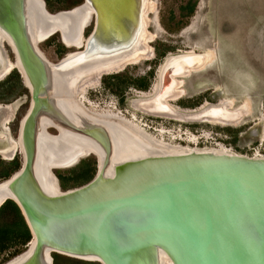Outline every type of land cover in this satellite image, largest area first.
<instances>
[{
    "label": "water",
    "instance_id": "1",
    "mask_svg": "<svg viewBox=\"0 0 264 264\" xmlns=\"http://www.w3.org/2000/svg\"><path fill=\"white\" fill-rule=\"evenodd\" d=\"M38 1L0 0V28L32 94L21 121L24 162L0 188V201L5 191L7 200L15 197L35 238L15 264H55L54 253L101 264H162L163 254L173 264H264V156L145 154L144 143L122 129L73 116L89 118L74 97L79 75L113 68L143 47L145 0H84L93 29L81 49L58 62L45 57L36 38ZM43 3L37 14L49 34L59 33L64 43L71 35L80 39L84 25L73 34L74 9L51 12ZM174 69L164 74L159 96L171 87ZM47 123L60 141L75 136L89 143L97 159L92 180L62 193L46 187L44 169L59 182L40 157V139L57 140Z\"/></svg>",
    "mask_w": 264,
    "mask_h": 264
},
{
    "label": "rangeland",
    "instance_id": "2",
    "mask_svg": "<svg viewBox=\"0 0 264 264\" xmlns=\"http://www.w3.org/2000/svg\"><path fill=\"white\" fill-rule=\"evenodd\" d=\"M84 0H46L51 12L69 9ZM155 4L148 13L147 30L153 35L150 45L153 56L139 63L126 66L118 72L103 75L99 86L89 89L88 107L97 112L112 111L134 120L145 131L167 142L191 144L189 137L196 135L199 146H216L225 134L224 143L240 154H252L253 147L264 148V0H152ZM195 2L193 12L191 3ZM87 27L85 37L92 29ZM40 49L52 62H58L70 51L62 43L59 34L41 42ZM8 58L12 53L6 45ZM166 50L165 56L158 51ZM214 51V58L203 70L184 78V92L174 104L182 108H199L202 105L233 100L239 107L249 101L251 111L235 126L200 121H178L166 116H155L138 111L132 99L139 95H151L158 87L161 65L170 54L186 51ZM16 69V70H15ZM0 80V104H17V111L8 126L10 134L18 140L20 122L29 110L30 92L17 68ZM149 78V87L140 89L135 82ZM128 81V82H127ZM130 81V82H129ZM17 100V101H16ZM20 105V106H19ZM137 114V118L133 114ZM143 120V121H142ZM56 133L55 130H51ZM195 145V144H194ZM94 155L87 156L70 168L55 170L61 188L68 190L86 184L97 173ZM15 161L23 163L22 154L8 159L0 156V182L9 177L2 174L14 167ZM85 163V164H84ZM84 164V165H83ZM83 165V166H82ZM95 167L83 174L86 168ZM13 170V169H12ZM62 176L63 179L60 177ZM63 180V181H62ZM63 183L66 185L64 186ZM16 219L12 213V221ZM29 243H15L0 254V264H7L21 256ZM10 251L19 252L9 259ZM59 264H83L71 257L59 254Z\"/></svg>",
    "mask_w": 264,
    "mask_h": 264
},
{
    "label": "bare ground",
    "instance_id": "3",
    "mask_svg": "<svg viewBox=\"0 0 264 264\" xmlns=\"http://www.w3.org/2000/svg\"><path fill=\"white\" fill-rule=\"evenodd\" d=\"M39 1L42 3L41 5H44L43 0ZM39 1L32 6V11L34 17V26L36 29L35 33L37 35L36 38L38 39V42L41 43L56 33L49 34L52 29L43 27L44 23L39 21L40 18L37 14L39 11ZM154 5L155 4L152 2V0H145L144 30L141 35L143 47L141 50L137 48L134 51L135 53L127 58L126 61L114 66L113 68L101 70L99 72H89L86 74L82 73L77 77L78 83L74 85V97L76 99L77 105L86 111L85 113L89 115V118L83 117L79 111H72L74 118L80 122L90 119L93 121L109 123L114 125L118 130L122 129L129 135L139 139L142 143H144V151L146 152L145 154L188 153L191 151H225L229 153H237L228 146L220 144H217L216 146H199L196 135H192L188 139L190 143H193V146L191 144L183 145L182 143L167 142L165 139L148 133L134 120H130L122 116L120 113L118 114L112 111L97 112L91 110L88 107L90 103L87 99V93L89 89H94L95 87L99 86L103 75L121 71L129 64L139 63L144 61V59H150L153 56V50L150 45L153 35L147 30V28L149 24L148 13L151 9L153 10ZM71 9H74L73 13H75L74 28L72 30L74 32L73 34H76L78 29L80 32H82L83 26H80V22H83V35H80V39L75 35H71L64 39L67 45L81 49L87 38L85 37V31L87 27H89L93 22L94 15L93 11L91 9H87V7L82 3L72 7ZM85 24L89 25L85 26ZM5 43L13 45L10 39L6 36V33L0 28V80L10 73L12 69H21L18 58L16 59V62L9 60L4 47ZM213 58L214 51L212 50L203 52L186 51L168 55L161 65L158 73V87L151 95L146 96L145 94H142L132 99L131 103L133 108L150 115L166 116L183 122L200 121L221 125H237L244 119L245 116L250 113L251 108L249 101L239 107L234 106L233 100H227L223 102L220 101L218 103L202 105L201 107L194 109L182 108L173 103V101L178 99L184 92V89L182 88L184 84V78L190 76L193 72L206 68ZM171 68H175V71L173 70L171 73L173 80L172 85L163 95L159 96L164 85V74L168 69ZM157 100H160V102H157ZM12 104H0V139L6 140L8 143L7 147L0 149V153L3 155V157L8 159L13 158L15 154L20 153L23 156L24 162L25 151L22 143V129L20 127L18 140H15L10 134V127L8 126V123L13 120L16 114L15 112L18 109L17 104ZM69 110L73 109L69 108ZM25 116L22 119V122L25 119ZM133 116L137 118L136 113H134ZM45 127L48 135L54 137L53 139L57 140L54 142V144L45 139H40L39 141L40 157L43 160L44 168H52L54 173V171L57 169L70 168L82 158L93 155L92 153L94 152L91 150L92 147L89 145V143L84 142L86 141L84 138H76L75 136H72L68 137L67 140L60 141V138H58L59 136H56L58 133H52L50 130L51 128L55 127L54 125L47 123ZM20 169L6 180L0 182V188H5L7 183L11 181L12 177L18 173ZM40 172H43V169ZM43 174L46 177L43 182L45 184L46 181V187L50 189V191L57 193H62L64 191L61 188L60 181L57 182V179L54 177V175L50 173L51 179L49 181V177L45 169ZM9 194L10 193L8 191L3 193V198L0 201V204L6 201V198H9ZM10 198L13 201L15 199L13 195H11ZM34 239L35 238L30 241L29 247L33 244ZM26 253L27 252L23 253L21 256L15 258L7 264H15L19 262L25 257ZM162 264H173V261L168 256L163 254Z\"/></svg>",
    "mask_w": 264,
    "mask_h": 264
},
{
    "label": "trees",
    "instance_id": "4",
    "mask_svg": "<svg viewBox=\"0 0 264 264\" xmlns=\"http://www.w3.org/2000/svg\"><path fill=\"white\" fill-rule=\"evenodd\" d=\"M81 4V3H80ZM79 5V4H78ZM195 6V2L191 3L190 12H193ZM74 7V6H73ZM160 56H165L166 50L158 51ZM128 82V81H127ZM130 82V81H129ZM135 84L140 88L146 90L149 87V78L148 77H141L139 78ZM93 160V161H92ZM94 164L96 163L95 159H91ZM85 164V163H84ZM83 164V165H84ZM82 165V166H83ZM20 167V163L15 161L14 167L6 171L2 174L3 177H9L13 171H16ZM95 169V167L86 168L85 173H90ZM59 170V169H57ZM62 179L63 177L60 176ZM64 180V179H63ZM62 180V181H63ZM65 186L66 184L63 183ZM12 213L15 215L16 219L12 221ZM32 239L31 231L25 221V218L19 208V206L13 200H7L1 207H0V254L6 250L9 246H12L15 243L20 244H27ZM19 252L17 251H10L8 253V257L5 259H9L12 256L17 255ZM54 263L59 264L58 262V253H54ZM72 258V257H71ZM73 260L80 261L83 264H101L100 262L96 261H86L77 258H72Z\"/></svg>",
    "mask_w": 264,
    "mask_h": 264
},
{
    "label": "flooded vegetation",
    "instance_id": "5",
    "mask_svg": "<svg viewBox=\"0 0 264 264\" xmlns=\"http://www.w3.org/2000/svg\"><path fill=\"white\" fill-rule=\"evenodd\" d=\"M46 1V0H45ZM46 5H47V2H46ZM56 34H59V33H56ZM55 35V34H54ZM54 35H52V36H54ZM51 36V37H52ZM59 36H60V34H59ZM51 37H49V38H51ZM61 37V36H60ZM49 38H47V40L49 39ZM62 40V39H61ZM46 41V40H45ZM62 43L65 45V46H67V47H69L66 43H64L63 41H62ZM40 44V43H39ZM6 45H8V47L10 48V51H11V53H12V57H10V58H12V60H16L17 58H18V55H17V52H16V49L14 48V46L13 45H10L9 43H5L4 44V47H5V50L7 51V49H6ZM39 47H40V45H39ZM69 48H76V47H69ZM79 49V48H78ZM78 49H76V50H78ZM76 50H74V51H76ZM42 51V50H41ZM43 52V51H42ZM70 52H73V51H70ZM69 52V53H70ZM7 54L10 56V54H9V51L7 52ZM68 54V53H67ZM66 54V55H67ZM7 55V56H8ZM62 59V58H61ZM12 70H14V69H12ZM16 70V69H15ZM18 70V72L21 74V77H22V79H23V82L25 83V86L28 88V90H29V92H30V106H29V108L31 107V104H32V94H31V90H30V88L27 86V84H26V82H25V80H24V76H23V74H22V72H21V70L20 69H17ZM12 73V71L10 72V73H8V74H11ZM7 74V75H8ZM6 75V76H7ZM17 101V100H16ZM26 115V114H25ZM20 127H21V122H20ZM50 130H55V132L56 133H58V129H56L55 127L54 128H51ZM7 145H8V143H7V141L6 140H1L0 139V149H3V148H5V147H7ZM18 154V153H17ZM17 154H15L14 155V157H13V159H15L16 158V155ZM0 156H3L1 153H0ZM97 160V159H96ZM14 173V172H13ZM15 202V201H14ZM16 203V202H15Z\"/></svg>",
    "mask_w": 264,
    "mask_h": 264
},
{
    "label": "built area",
    "instance_id": "6",
    "mask_svg": "<svg viewBox=\"0 0 264 264\" xmlns=\"http://www.w3.org/2000/svg\"><path fill=\"white\" fill-rule=\"evenodd\" d=\"M224 138H228V135L225 134V137H223V138L221 139L220 142H216V145H217V144L225 145L224 142H225L227 139H224ZM225 146H227V145H225ZM245 155H248V156H256V157H262V156H264V148H262V147H253V152H252V154H245Z\"/></svg>",
    "mask_w": 264,
    "mask_h": 264
}]
</instances>
